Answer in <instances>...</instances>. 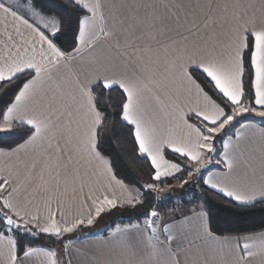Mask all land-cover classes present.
Segmentation results:
<instances>
[{"label":"snow or ice","instance_id":"obj_1","mask_svg":"<svg viewBox=\"0 0 264 264\" xmlns=\"http://www.w3.org/2000/svg\"><path fill=\"white\" fill-rule=\"evenodd\" d=\"M190 183L264 206V0H0V264H264Z\"/></svg>","mask_w":264,"mask_h":264},{"label":"trees","instance_id":"obj_2","mask_svg":"<svg viewBox=\"0 0 264 264\" xmlns=\"http://www.w3.org/2000/svg\"><path fill=\"white\" fill-rule=\"evenodd\" d=\"M53 2H55V0H53ZM60 2H62V0H60ZM139 178L145 181L147 180V177L143 174H139ZM168 182L174 183L173 181H168ZM189 193L192 194L191 199H187V196L185 195L182 196L181 202L179 203H175V200L168 201V203H166L167 201L159 202L156 199L155 194H153L146 201L145 207L155 206L158 209H160L162 212H166L172 208L182 210L194 204L205 203L206 207L212 210L213 219L216 224V227L220 229L233 228V229L243 230L249 227H254L256 225H259L261 223L262 217H264V206L261 205H257V207L254 210H252L253 212L252 216L245 218L236 215V213L241 210L228 207L226 204L221 203L220 199L213 197L208 192L203 193V196L207 197L206 200L202 199L201 193L195 189L190 190ZM139 215H140L139 212H136L131 209H117L114 210L112 214L106 215L104 217H109L110 223H108L107 225H112L113 222L128 223L130 221L137 219ZM104 217H102L101 219H103ZM105 226L96 224L91 229H85V232L90 234L97 233L98 230H100V232L102 231L104 232L107 231ZM44 242L51 243V241L49 240H45ZM55 246L58 247V245Z\"/></svg>","mask_w":264,"mask_h":264},{"label":"rangeland","instance_id":"obj_3","mask_svg":"<svg viewBox=\"0 0 264 264\" xmlns=\"http://www.w3.org/2000/svg\"><path fill=\"white\" fill-rule=\"evenodd\" d=\"M253 118L256 119L257 121H259V118L258 117H254V114H253ZM193 189H195V188H194V186H192L191 183H190V185H185V187L183 189L179 188L178 186L174 187L175 196L172 199L167 200L166 203H168V201H173V200H175V203H179V202H181L182 196H185V195L187 196V199H191L192 194H190L189 191L193 190ZM100 222L104 226L107 225L108 223H110L109 217H104L103 219H101Z\"/></svg>","mask_w":264,"mask_h":264},{"label":"water","instance_id":"obj_4","mask_svg":"<svg viewBox=\"0 0 264 264\" xmlns=\"http://www.w3.org/2000/svg\"><path fill=\"white\" fill-rule=\"evenodd\" d=\"M175 196V190L174 188L171 191H166L161 195L159 199H157L159 202L167 201L169 199H172Z\"/></svg>","mask_w":264,"mask_h":264},{"label":"crops","instance_id":"obj_5","mask_svg":"<svg viewBox=\"0 0 264 264\" xmlns=\"http://www.w3.org/2000/svg\"><path fill=\"white\" fill-rule=\"evenodd\" d=\"M257 121V120H256ZM199 204V203H198ZM194 205H196V204H194ZM194 205H192V206H190V207H188V208H186V209H182V210H180V209H178V210H180V211H187L188 209H190V208H192ZM101 219L99 220V222L97 223V224H99V225H103V224H101ZM101 233H103V234H106V231H102V232H97V233H95V234H101ZM89 241L88 240H85V243H88Z\"/></svg>","mask_w":264,"mask_h":264}]
</instances>
